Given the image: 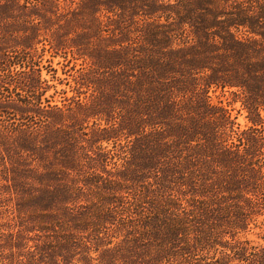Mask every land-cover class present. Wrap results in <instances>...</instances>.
<instances>
[{
    "label": "trees",
    "instance_id": "obj_1",
    "mask_svg": "<svg viewBox=\"0 0 264 264\" xmlns=\"http://www.w3.org/2000/svg\"><path fill=\"white\" fill-rule=\"evenodd\" d=\"M0 155L56 264H264V0H0Z\"/></svg>",
    "mask_w": 264,
    "mask_h": 264
},
{
    "label": "rangeland",
    "instance_id": "obj_2",
    "mask_svg": "<svg viewBox=\"0 0 264 264\" xmlns=\"http://www.w3.org/2000/svg\"><path fill=\"white\" fill-rule=\"evenodd\" d=\"M44 43L46 42L36 45L35 58L38 61L41 76L49 79L50 83L54 85L47 94L52 95L53 100L60 103L63 96L60 93L62 90H65V95L68 97L74 94L72 88L75 86L73 81L75 72L71 68H73V64H75V68L79 67L81 60L71 59L72 56L69 52L65 58L61 52L57 55H51L50 51L42 52L41 47ZM48 64L55 69V78L58 79L52 80L51 75L46 74L45 67ZM210 97L214 102L218 100L226 102L225 96L221 95L219 91L210 92ZM237 106L238 104L234 105L236 108ZM233 113H235V110ZM237 120L241 123L244 122L243 114L238 115ZM28 165L29 163H27ZM34 165H36V162H31L30 166ZM11 174L10 163L8 160L4 162L0 155V264H56L59 261L57 255L62 253L58 244L50 249L49 253H54L52 257L47 256L44 259L40 255L38 256V246L45 240L52 241V238H46V232L41 228L49 223L48 218L41 216L43 215L41 213L47 212V210L42 209L43 206L38 199H44L41 195L42 189L36 192L38 194L34 200L26 199L27 192L24 190L28 184L37 189L40 182L33 178L26 181L27 183L20 180L22 190L16 180L15 182L12 181ZM52 204L60 208L57 199H53ZM51 210H54V207ZM59 213L61 214V211ZM61 215L60 220H64V214ZM248 237L255 243H264V226L255 228ZM25 244H27V247H24ZM31 254L37 256V258L29 259L28 256Z\"/></svg>",
    "mask_w": 264,
    "mask_h": 264
}]
</instances>
